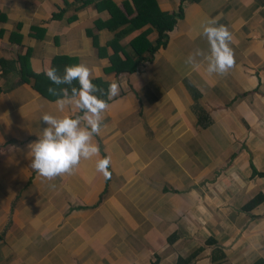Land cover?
Returning <instances> with one entry per match:
<instances>
[{"label":"crops","instance_id":"0c3cea01","mask_svg":"<svg viewBox=\"0 0 264 264\" xmlns=\"http://www.w3.org/2000/svg\"><path fill=\"white\" fill-rule=\"evenodd\" d=\"M101 1L0 0V60L11 61L7 73L0 63V264H264V0H156L166 16L182 9V17L131 73L103 71L128 23L108 28ZM105 1L123 15L132 7ZM208 19L233 36L236 64L224 76L185 64L195 49L207 51L195 34ZM147 28L154 43L149 24L118 37L131 59L130 41ZM56 56L86 64L107 89L120 86L118 96L106 93L94 137L111 159L109 179L91 160L53 180L31 167L28 146L47 126L41 116L82 115L61 113L62 97L20 80V68L44 74Z\"/></svg>","mask_w":264,"mask_h":264},{"label":"clouds","instance_id":"9594fccd","mask_svg":"<svg viewBox=\"0 0 264 264\" xmlns=\"http://www.w3.org/2000/svg\"><path fill=\"white\" fill-rule=\"evenodd\" d=\"M195 35L206 39L208 49L204 51L197 48L190 53L185 59L187 66L193 70L203 67L209 76H224L235 67V55L230 46L233 36L225 25L208 19L202 22ZM43 71L52 84L71 86L70 89H48L50 94L62 97L56 101L59 111L63 113L68 107L72 112L82 115L55 116L44 113L41 116L47 126L42 129L38 139L28 146L32 169L38 176L53 180L74 174L82 161L91 160L95 170L109 179L111 159L108 156L101 157L99 146L94 142V137L102 131L104 113L109 108L107 101L96 95L104 90L93 83L91 69L84 63L65 65L63 74L51 66ZM74 81L78 87L73 84ZM119 94L118 83L109 82L108 99Z\"/></svg>","mask_w":264,"mask_h":264},{"label":"trees","instance_id":"16d2710c","mask_svg":"<svg viewBox=\"0 0 264 264\" xmlns=\"http://www.w3.org/2000/svg\"><path fill=\"white\" fill-rule=\"evenodd\" d=\"M192 1L199 2L201 0H192ZM101 2H105L108 5L106 10L108 11L110 18L105 23V25L108 28L115 29L121 24L128 23V27L126 29H120L119 32L117 31L115 33L114 42L113 43L110 42L112 53L108 56L109 65L103 68L104 72H107V71H115L116 73L134 72L136 69L137 61L143 59L141 54L147 51L150 57V55H152L159 47L165 46L167 42L168 32L172 30V27L175 21L182 17V9H180L179 13L177 14L173 13V14L166 16L160 11L156 0H131L132 2L131 8H130L131 5L130 6L128 4L123 5V7H126V13H127L126 15H123L122 11L121 10L119 11L110 1L103 0ZM97 8L99 9L100 6L97 5ZM60 13L61 12L55 13L52 15V17H59L58 14ZM128 16H131V17L128 18ZM146 24H149L150 26L155 28V30L158 33L157 39L154 43H151L148 40L147 35L150 31V28H147L143 30L142 32H140L138 35H136L130 41V44L137 52L138 57L135 60L131 59L129 55L124 52V49H122V47L117 44V39L122 33L127 32L132 29L141 28ZM34 29L41 30V28H34ZM118 51H120L122 55H124V58H120L118 56ZM25 56L26 55L18 56L17 62L19 66L22 65V62H26ZM61 60H64L66 62H62ZM68 60L69 59L67 57L56 56L52 59L53 63L51 67L56 68L60 74H63L65 65H70L68 64L69 63ZM0 63L2 67L4 68L2 69L3 73H7L9 70H11L9 69V67L6 68V65L8 63L6 60L1 59ZM10 63L11 61H9L8 65ZM19 73H21L20 80L24 82L27 81L28 76L32 77L34 79V82L32 84L33 89H35L36 91H39V93H41L48 99H55V98L60 97V96H55V95L50 94L48 91L49 87H55L57 89L66 88V87L70 89L71 87L69 85H59V86L54 85L47 78V76L43 73L37 74V73H33L28 70L23 71L21 70V68L19 69ZM93 83L99 85L104 90L103 93L97 92L96 95L101 96L103 99L107 101V97H106L107 83L103 81L100 77H94ZM73 84L78 87L75 81L73 82ZM1 90L2 88L0 86V92ZM255 173L257 172L252 170V174H255ZM258 174L262 175V173H258ZM262 199H263V195L258 193L253 198H251L247 203H245L243 205V208L252 207L253 205H255L258 201ZM188 262H189L188 259H183L179 257L177 259L176 264H188Z\"/></svg>","mask_w":264,"mask_h":264}]
</instances>
